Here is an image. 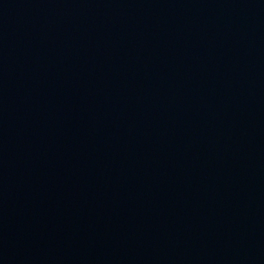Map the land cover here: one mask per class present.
Here are the masks:
<instances>
[{"label": "water", "instance_id": "water-1", "mask_svg": "<svg viewBox=\"0 0 264 264\" xmlns=\"http://www.w3.org/2000/svg\"><path fill=\"white\" fill-rule=\"evenodd\" d=\"M0 264H264V0H0Z\"/></svg>", "mask_w": 264, "mask_h": 264}]
</instances>
